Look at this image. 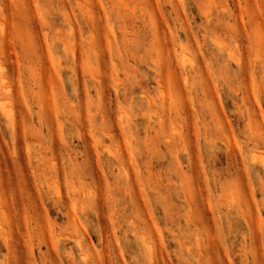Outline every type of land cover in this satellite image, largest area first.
Instances as JSON below:
<instances>
[{"label": "rangeland", "instance_id": "1", "mask_svg": "<svg viewBox=\"0 0 264 264\" xmlns=\"http://www.w3.org/2000/svg\"><path fill=\"white\" fill-rule=\"evenodd\" d=\"M261 159L264 0H0V264H264Z\"/></svg>", "mask_w": 264, "mask_h": 264}, {"label": "bare ground", "instance_id": "2", "mask_svg": "<svg viewBox=\"0 0 264 264\" xmlns=\"http://www.w3.org/2000/svg\"><path fill=\"white\" fill-rule=\"evenodd\" d=\"M262 160V159H261ZM264 160H262V162H263ZM259 162H260V160H259ZM264 163V162H263ZM261 164V163H260Z\"/></svg>", "mask_w": 264, "mask_h": 264}]
</instances>
